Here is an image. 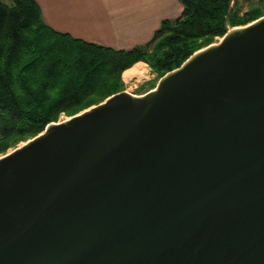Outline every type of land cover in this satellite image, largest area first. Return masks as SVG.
I'll use <instances>...</instances> for the list:
<instances>
[{
    "label": "water",
    "instance_id": "obj_1",
    "mask_svg": "<svg viewBox=\"0 0 264 264\" xmlns=\"http://www.w3.org/2000/svg\"><path fill=\"white\" fill-rule=\"evenodd\" d=\"M0 264H264V16L1 156Z\"/></svg>",
    "mask_w": 264,
    "mask_h": 264
},
{
    "label": "trees",
    "instance_id": "obj_2",
    "mask_svg": "<svg viewBox=\"0 0 264 264\" xmlns=\"http://www.w3.org/2000/svg\"><path fill=\"white\" fill-rule=\"evenodd\" d=\"M150 42L117 50L53 30L34 0H0V156L124 91L122 74L144 62L159 76L264 16V0H181ZM247 10L242 12V5Z\"/></svg>",
    "mask_w": 264,
    "mask_h": 264
},
{
    "label": "crops",
    "instance_id": "obj_3",
    "mask_svg": "<svg viewBox=\"0 0 264 264\" xmlns=\"http://www.w3.org/2000/svg\"><path fill=\"white\" fill-rule=\"evenodd\" d=\"M34 1L53 30L117 50L147 44L163 20L175 19L183 10L181 0Z\"/></svg>",
    "mask_w": 264,
    "mask_h": 264
},
{
    "label": "rangeland",
    "instance_id": "obj_4",
    "mask_svg": "<svg viewBox=\"0 0 264 264\" xmlns=\"http://www.w3.org/2000/svg\"><path fill=\"white\" fill-rule=\"evenodd\" d=\"M236 0H231V5L233 6L235 4ZM242 6V12H245L247 10V5L246 4H241ZM232 29V28H231ZM230 30V29H229ZM228 30V31H229ZM223 38V37H222ZM222 38L220 37H217L215 39V42L212 43V44H215V43H218ZM210 44V45H212ZM209 46V45H208ZM206 46V47H208ZM204 47V48H206ZM202 48V49H204ZM142 66V73L141 74H135L133 75L132 77H130L128 80H125L124 79V74L128 71H125L123 74H122V79H123V82L125 84V89L124 91H128L132 94H135V95H144L146 94L147 92L151 91L152 89H154L156 87V85L158 84V82L160 81V79L162 78H159V76L151 69V67L144 63V62H140ZM139 65L138 63L135 66ZM133 67V68H134ZM132 69V68H131ZM166 75V74H165ZM123 92V91H121ZM120 93V92H119ZM104 102V101H103ZM96 106V105H95ZM93 107V106H92ZM85 111V110H84ZM81 113V112H80ZM77 115V114H76ZM75 116V115H74ZM73 117V116H72ZM67 118L69 117H66V116H61L59 121H64L66 120ZM53 123V122H52ZM57 123V122H55ZM31 140V139H30ZM29 141V140H28ZM27 142V141H26ZM25 143V142H23ZM23 143H20L17 147H19L21 144ZM16 147V148H17ZM16 148H13V149H10L7 153L11 152L12 150L16 149ZM6 153V154H7ZM5 154V155H6ZM1 156H4V155H1ZM0 156V157H1Z\"/></svg>",
    "mask_w": 264,
    "mask_h": 264
},
{
    "label": "bare ground",
    "instance_id": "obj_5",
    "mask_svg": "<svg viewBox=\"0 0 264 264\" xmlns=\"http://www.w3.org/2000/svg\"><path fill=\"white\" fill-rule=\"evenodd\" d=\"M142 66L141 64L135 66L134 68L128 70L125 74H124V79L128 80L130 77H132L135 74H141L142 71Z\"/></svg>",
    "mask_w": 264,
    "mask_h": 264
}]
</instances>
